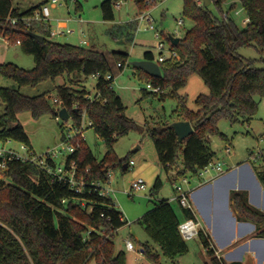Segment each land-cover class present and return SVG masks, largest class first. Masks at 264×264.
<instances>
[{
  "label": "trees",
  "instance_id": "obj_1",
  "mask_svg": "<svg viewBox=\"0 0 264 264\" xmlns=\"http://www.w3.org/2000/svg\"><path fill=\"white\" fill-rule=\"evenodd\" d=\"M13 1L0 0V35L13 44L20 40L21 50L33 55L35 66L26 69L14 62H4L0 64V76L13 79L19 87L55 80L65 74L73 84L91 76L97 78V84L93 98L84 88L79 90L66 84L59 85L56 102H51L46 94L28 96L17 88L0 86V97L5 104L4 113L0 115V140H17L32 148L18 114L29 111L36 119L45 114L57 118L61 103L60 106L70 112L75 127L82 125L86 115L107 149L99 159L83 140L81 146L68 156L69 161L76 160V177L84 179L81 191L55 178L33 161H8L7 168L1 170L5 179H0V264H126V252L116 251L114 237L127 220L111 195L100 194L98 184L107 183L110 173L117 168L129 169L130 160L118 157L114 145L131 130L139 129V125L126 114V106L113 85V65L104 52L53 41L48 38L50 28L44 23L32 22L26 26L20 21L13 25L9 17L31 16L49 0H41L24 11L15 7ZM116 1L102 2L104 20L115 19ZM134 1L142 12L155 6L159 0ZM223 2L211 0L210 5L217 8L216 14L210 5L184 0L183 15L195 24L176 45L171 44L181 59L159 62L161 77H154L133 65L140 78L170 89L168 93L144 89L146 95L177 96L178 90L187 85L193 74L201 76L210 89L209 94L197 96V111L188 108L185 97L179 96L178 119L189 120L194 128V132L183 141L179 140L170 123L147 127L162 168L172 173L174 179L187 177L189 173L199 175L216 155L208 144L209 136L220 134L226 137L219 130V121L249 122L258 111L255 96L264 97V58L259 67L255 59L239 54L241 48L248 46L264 53V0H240L249 18L245 28H241L232 17L222 18L225 12ZM134 29L135 21L117 28L120 33ZM31 32L44 35V40H38ZM112 56L123 70L129 61V53L114 51ZM144 58L155 60L156 56L152 51H146ZM60 121L63 129L65 122ZM65 138L64 133L62 139ZM259 160L262 165L256 167L257 174L264 184V150ZM50 164L54 165V162ZM161 186L158 178L153 188ZM231 202L238 219L256 224V235L264 237V211L249 202L247 191L233 190ZM181 210L184 219L197 220L192 209L182 206ZM137 221L165 256L175 259L188 252L186 239L179 230L182 220L169 199L156 200L154 207ZM198 237L206 249V264H245L227 262L219 256L211 235L203 227ZM142 246L152 264H161L160 252L154 251L148 242Z\"/></svg>",
  "mask_w": 264,
  "mask_h": 264
},
{
  "label": "rangeland",
  "instance_id": "obj_2",
  "mask_svg": "<svg viewBox=\"0 0 264 264\" xmlns=\"http://www.w3.org/2000/svg\"><path fill=\"white\" fill-rule=\"evenodd\" d=\"M41 0H14L13 5L19 10L24 11ZM105 0H68L62 5L51 7V16L46 23L54 29L60 21L68 22V26L75 30L72 35H61L49 39L60 42L70 43L87 48H94L106 54L113 65L114 88L122 98L126 106V114L132 118L138 125L139 129L131 130L127 135L121 137L114 145V151L120 158L128 157L133 160L134 164L128 170L117 168L111 174L110 182L106 187L110 188V194L116 201L128 223L118 229L115 237L116 251L124 250L126 252V264H152L151 260L141 249L143 243L148 242L154 251L161 254V264H206L208 256L199 237L187 239L189 250L186 254L175 259L165 256L160 246L154 242L145 228L137 221L140 216L154 206L158 199L169 198L177 212L181 209L178 200L172 197L177 194L175 183L181 184L184 189H189L197 185L200 181L199 175L188 174L189 183L183 182L182 178L174 179L172 173H167L161 166L154 141L149 134L147 127H158L162 123H173L179 118V96L185 97L188 108L197 111L199 106L196 104V98L200 94H209L210 89L204 80L198 74H193L185 87L178 90L177 96L165 95H146L144 89L148 88V80L140 78L136 74V68L131 64L132 61L141 60L146 51H152L155 56L158 55V44L160 41H166L169 35L183 38L186 31L194 26V21L183 15L184 0H159L157 4L149 9L139 12L134 0H121L120 6L114 5V20H104L102 16V2ZM211 10L218 14L214 4L210 5ZM222 9L230 13L236 23L245 28L246 12L240 0H224ZM239 11L238 14L235 11ZM149 11L153 18L155 29L149 28V23L142 20L140 23L137 16ZM134 20L136 29L128 33H120L118 26ZM179 20L183 23L178 24ZM41 23L38 21H33ZM37 31L39 28L37 27ZM159 31L160 36L156 35ZM85 39L88 44H82ZM168 48L167 42L165 43ZM122 51L129 53V61L123 70H120L114 62L113 52ZM239 54L245 58L256 60L257 66L261 67V59L264 53L254 46L243 47ZM8 62H14L18 66L32 69L35 66L34 57L25 53L20 46L11 47L10 54L7 57ZM72 77V76H71ZM73 86L76 89H86L91 96L96 94V77L82 78L79 83H71L68 75L58 77L57 79H47L37 85H25L19 87L18 84L10 78L0 76V86L17 88L21 93L28 96L46 94L51 102L57 97V86ZM170 89L166 88L165 92ZM255 100L258 102V111L249 121L241 120L231 123L227 119L219 121V130L226 137L220 134L210 135L208 144L216 153L212 164H222L224 170L234 166L239 162L247 161L250 158V152L254 154L264 150V97L256 95ZM5 104L0 97V115L4 113ZM19 121L29 134L31 146L35 156H42L48 150L62 146V136L69 132V126L73 124L70 118L61 127V121L51 114H45L36 119L29 111H23L18 114ZM89 119L86 115L83 117L82 126L84 127V136L86 144L91 148L95 156L101 159L106 153V145L98 136L93 127L88 125ZM74 134V131H71ZM76 140L74 139V142ZM7 147H13L24 153L20 147L23 143L17 140L3 142ZM231 145L230 152L226 147ZM67 152L61 153L57 162H62ZM182 159V156H180ZM250 162L262 165L257 156ZM211 164V166H212ZM176 169V168H175ZM218 172L213 168L205 173V178L212 177ZM136 178H143L147 189L142 192H128L132 181ZM160 179L162 186L154 189L156 180ZM0 179H5L3 172H0ZM153 189V192H152ZM154 194V195H153ZM130 239L136 246L135 251L127 249L126 240ZM90 264H96L92 262Z\"/></svg>",
  "mask_w": 264,
  "mask_h": 264
},
{
  "label": "crops",
  "instance_id": "obj_3",
  "mask_svg": "<svg viewBox=\"0 0 264 264\" xmlns=\"http://www.w3.org/2000/svg\"><path fill=\"white\" fill-rule=\"evenodd\" d=\"M16 45L20 46L0 35V64L8 62L10 49ZM257 166L259 165L248 159L212 177L199 176V183L189 188L197 220L211 235L218 255L227 262L264 264V237L256 235L258 232L256 224L238 219L231 202L233 190H245L249 202L264 211V184L258 177ZM172 199L178 200L176 195ZM177 213L181 220H184L182 210ZM141 252L144 253L143 248Z\"/></svg>",
  "mask_w": 264,
  "mask_h": 264
},
{
  "label": "built area",
  "instance_id": "obj_4",
  "mask_svg": "<svg viewBox=\"0 0 264 264\" xmlns=\"http://www.w3.org/2000/svg\"><path fill=\"white\" fill-rule=\"evenodd\" d=\"M67 1L68 0H49L47 3L42 5V7H40L39 9H36L31 16H28V17H9V20L12 22L13 25L18 24L20 21H23L26 26H29L35 20L38 22L44 23L45 25H47L50 28V34H49L50 38H55L57 36H61V35H65V34L66 35L67 34H73L75 32V30L68 26L67 20L66 21H60L59 24L54 29H52L51 26L46 23L47 19H49L51 16V7L62 5V4H64V2H67ZM197 2L199 5L203 4L202 0H197ZM120 4H121V0H117L114 5L119 7ZM235 13L238 14L239 11L237 10V11H235ZM229 17H230L229 12H224L222 15L223 19H228ZM137 20L139 21V23L142 20H146L147 23H149V28L153 29V30L155 29V27L153 25V18L151 17L149 11L141 13L139 16H137ZM247 22H249V18L246 17V19L244 20V23H247ZM182 23H183V20H179L178 24L181 25ZM160 34L161 33L159 31H156L157 36H160ZM167 38L170 39V41H168ZM166 42L168 44V48L166 47V44H165ZM81 43L87 44L88 41L83 39L81 41ZM16 44H20V40H17ZM171 44H173V42L171 41V35L166 37V41H160L159 42L158 47H157L159 51H158V55L156 56L155 61H157L159 63V62H163V61L169 60V59H172V60H180L181 59L180 54L171 48ZM120 65L121 64L119 63L118 67ZM107 77L110 78L111 75H108ZM147 86L150 89V91L157 92V93L165 92V89L162 86L155 85L151 81H148ZM89 97L93 98L94 95L93 96L89 95ZM53 101L56 102L58 100H57V98H54ZM60 105H61V103H59V107L61 109L62 107ZM75 106L77 107V104ZM57 119L62 120L58 117H57ZM66 121H68V120H66ZM66 121H64V122H66ZM82 125L80 127H75L73 124H71V126H69V132L66 135V138L63 139V141H62L61 148L59 150H58V148L48 150L44 155L38 156V157L35 156V152H34L33 148H31L30 146H28L25 143H23L20 147V149L24 153H21L19 150L15 149L13 147H7V145H5V143H3L2 145H0V172H1V170L6 169L8 161H11L13 159H19L22 161H33V162L39 164L42 168L47 170L49 173L53 174V176L55 178H57L59 180L66 181L76 191H81L83 189V186H84V179L76 177V173H75L76 168H77L76 160L72 159L71 161H69L68 156L71 153H74L81 146L82 141L85 140L84 127ZM88 125L89 126L91 125L90 121H89ZM71 131H74L75 133L72 134ZM74 139L76 140L75 142H74ZM226 150H227V152H230L231 145H228L226 147ZM64 151L67 152L68 155L66 156V158L62 162L58 163L56 158L61 153H63ZM260 154H261V151L258 153V155L254 154L252 151V152H250V158L249 159L255 160L257 156L258 157L260 156ZM51 161L54 162V165L50 164ZM133 164H134V161L130 160V165H133ZM211 164H212V162L200 170V172H199L200 177L204 176L205 173L210 171V169H212V168L214 170H216L218 173L223 172L224 169H223L221 163H218L216 165L212 164V166H211ZM111 174H112V172L110 173V179H111ZM182 180L185 183L190 182L188 176L182 178ZM109 182H110V180L105 184H98L101 186L100 194L111 195L110 194V188L106 187V185ZM174 187L177 190V194H178L177 199L179 200L181 206L186 207V208H190L193 210V205L191 202L189 189H184L183 186L181 184H178V183H175ZM146 189H147V187H146V183H145L144 179L143 178H136L132 181V183L128 189V192H135L136 193V192L145 191ZM115 204H116V201H115ZM117 207H118V205H117ZM123 218H125L127 220V223H128V219L124 216V214H123ZM200 228H201L200 222L194 218L184 219L179 224V230L181 232V235L186 240L198 237ZM126 246H127V249L130 251L136 250V246H135L134 242L130 239L126 240Z\"/></svg>",
  "mask_w": 264,
  "mask_h": 264
},
{
  "label": "water",
  "instance_id": "obj_5",
  "mask_svg": "<svg viewBox=\"0 0 264 264\" xmlns=\"http://www.w3.org/2000/svg\"><path fill=\"white\" fill-rule=\"evenodd\" d=\"M202 1L204 6H208L211 3V0ZM31 35L40 41H43L45 38V36L40 33L31 32ZM171 41L173 42V44L176 45L180 41V38L171 36ZM131 64L144 69L147 73L154 77L162 76L161 66L155 60L143 58L138 61H132ZM56 115L63 121H66L70 118V112L66 107H62L60 110H58L56 112ZM170 126L174 128L180 141H183L185 138H187L190 134L194 132L193 125L189 120H177L171 123Z\"/></svg>",
  "mask_w": 264,
  "mask_h": 264
}]
</instances>
